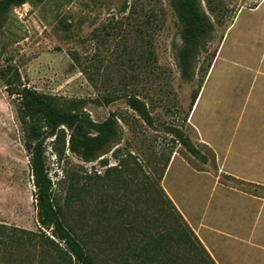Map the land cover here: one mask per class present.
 Listing matches in <instances>:
<instances>
[{"label":"rangeland","instance_id":"1","mask_svg":"<svg viewBox=\"0 0 264 264\" xmlns=\"http://www.w3.org/2000/svg\"><path fill=\"white\" fill-rule=\"evenodd\" d=\"M200 1L215 31L200 51L191 81L181 78L178 67L176 47L184 28L174 0H23L0 6V224L21 237L2 240L0 264H58L53 249L33 236L40 232L26 145L34 125L45 136L54 201L96 264H187L191 259L212 264L192 237L184 239L194 242L193 248L177 249L168 198L192 230L206 211L209 222L213 213L222 215L213 222L224 230L237 219L254 223L264 199V183L254 179L264 181V171L256 175L258 168L236 160L242 146L264 149V113L259 112L264 109V4ZM226 35L191 126L193 100ZM25 86L55 97L61 110L78 115L83 132L91 127L85 123L115 114L119 140L91 162L71 153L67 141L59 160L51 145L53 125L40 116L30 118L21 104ZM128 95L144 100L153 127L127 106ZM169 127L181 129L198 153L188 152ZM193 127L214 152L199 143ZM214 153L218 161L230 153L225 171ZM227 170H237L238 178ZM211 179L255 196L253 210L239 209L241 199ZM225 217L232 219L230 227ZM159 236L161 252L145 262L141 250Z\"/></svg>","mask_w":264,"mask_h":264},{"label":"trees","instance_id":"2","mask_svg":"<svg viewBox=\"0 0 264 264\" xmlns=\"http://www.w3.org/2000/svg\"><path fill=\"white\" fill-rule=\"evenodd\" d=\"M22 1L4 0L0 1V6L13 2L20 3ZM174 6L184 28L181 32V44L176 47L178 67L181 78L184 81H191L194 77L200 51L212 40L215 26L209 15L203 9L200 0H174ZM21 98V104L30 118L34 119L40 116L53 125L51 136L54 139L51 145L53 152L59 157V160L65 154L67 141L68 150L71 153L76 154L85 162H91L103 156L106 149L120 138V127L115 114H111L105 121L100 123H93L91 121L85 123V125L91 127H89V131L83 132L82 126H80V123L83 121L79 119V116L61 110L57 106L55 97L45 95L31 87L25 86L22 89ZM196 98L197 95L193 100V104ZM126 104L149 127L154 126L153 118L144 100L135 95H128L126 97ZM64 128H67L70 132L68 139ZM168 130L173 133L174 137L188 152L192 155L198 153V149L191 143L189 137L183 134L181 129L178 127H169ZM31 133L33 136L32 140L26 146L30 153V167L35 187L37 221L40 232L36 235L33 234L34 239L40 246L44 245V247L53 249L51 251H53L55 262L58 264H96L95 259L90 255L84 244L65 225L61 211L54 201L53 191L55 185L47 169L44 133L36 125H34ZM167 202L171 206L169 219H175L177 224L175 225V230H172L174 238L169 234L173 238L177 249L178 246H182L183 250L186 247L193 248L197 244L201 247L203 253L207 255L211 263L217 264L202 242L199 241L194 231L185 223L183 216L171 199L168 198ZM47 232L49 234H46ZM27 234L31 235L30 233ZM185 236L192 237L196 244L194 242L193 244H186ZM19 238L21 239L19 236H14L12 232H8L5 225L0 224V243L2 240L6 242L7 239H10L11 243L14 239ZM161 240H163V236L157 237L154 242L147 244L141 250L145 254L143 258L145 262L149 263L153 261L152 258L155 254L161 252L162 246L159 244ZM89 244H91V248H95L94 244L96 243L93 242L92 238L89 239ZM174 263L180 264L178 261ZM187 264H194V260H189Z\"/></svg>","mask_w":264,"mask_h":264},{"label":"crops","instance_id":"3","mask_svg":"<svg viewBox=\"0 0 264 264\" xmlns=\"http://www.w3.org/2000/svg\"><path fill=\"white\" fill-rule=\"evenodd\" d=\"M263 4H264V0H263ZM228 39H229V35L228 36L226 35L223 40L220 53L216 54L212 66L204 82L200 87L198 96L194 101V104L192 105L190 111V117H189L190 119L189 122L191 126L194 115L196 111L199 109L201 103L203 102L205 93L207 92V87L209 84L208 78L211 73L213 64L215 62L217 63L221 59L224 46H226ZM260 95L262 98L260 101H264V83L261 88ZM209 98L212 100V97ZM259 108H260V103H257L255 109L256 113H258ZM259 112L263 114L264 109L261 108ZM193 128L196 131V135L198 136L197 140L199 141V143L211 149L209 145L210 143L209 140L206 139L201 132H200L201 134H199V132L196 130L195 127ZM238 154H237L238 158L236 160V163H238L239 166L241 165L244 166V162L246 161L248 165L244 166L245 168H249L251 166H253V168H258V171H255V174L257 173L256 175L264 171V149H261L260 151H253L250 150L248 146L247 147L242 146L239 149ZM228 155H230V153L225 154L226 157L223 158H220L219 156L220 161H218L217 160L218 157L215 154V158L216 161L218 162V165H220V167H222L224 171L228 166L227 165ZM174 161L175 159L173 160L171 165H173ZM254 162L257 164L256 166L253 165ZM227 173L228 174L230 173V175L228 176H235L236 178H238L237 170L236 173H232L231 170H227ZM211 180H214L215 186H217V188H221L222 190H227L241 199L243 206L240 207L239 209L247 212L249 210L250 211L253 210V208H250L249 205L253 201H258V199L255 196L249 195L243 191H239L234 188L225 187L220 183L219 179H211ZM239 180H244V179H239ZM254 180L256 183H260V182L264 183V181L260 179H254ZM262 203L263 206L259 209L257 217L253 224L243 223L240 219H237L235 225L233 224V226H231L229 230H224V228L215 226L213 222V219H215V223L219 222V220L222 219L221 217L222 215H220L219 212L213 213L210 219L211 222H209V219L207 217V211L205 210L206 211L205 215L201 219L197 228L192 226L194 232L196 233V235L198 236L202 244L205 246L208 253L211 255V257L214 259V261L217 264H264V219H262L264 215V199L262 200ZM223 220L226 221L228 226L230 227V221L232 219L230 220V217L229 218L225 217ZM231 222L233 223V221ZM241 233L243 236H241Z\"/></svg>","mask_w":264,"mask_h":264},{"label":"water","instance_id":"4","mask_svg":"<svg viewBox=\"0 0 264 264\" xmlns=\"http://www.w3.org/2000/svg\"><path fill=\"white\" fill-rule=\"evenodd\" d=\"M0 1H4V0H0Z\"/></svg>","mask_w":264,"mask_h":264}]
</instances>
